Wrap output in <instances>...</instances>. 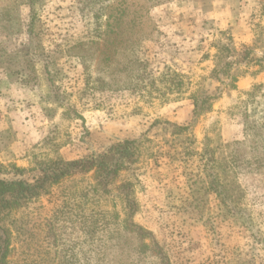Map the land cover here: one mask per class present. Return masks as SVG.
I'll return each instance as SVG.
<instances>
[{"label": "rangeland", "instance_id": "1", "mask_svg": "<svg viewBox=\"0 0 264 264\" xmlns=\"http://www.w3.org/2000/svg\"><path fill=\"white\" fill-rule=\"evenodd\" d=\"M201 2L217 0H0L1 178L140 141L119 176L135 215L117 185L62 181L0 213L7 264H264V0H227L225 28ZM227 45L229 74L212 77ZM171 71L188 79L165 97ZM197 91L220 98L182 130Z\"/></svg>", "mask_w": 264, "mask_h": 264}, {"label": "trees", "instance_id": "2", "mask_svg": "<svg viewBox=\"0 0 264 264\" xmlns=\"http://www.w3.org/2000/svg\"><path fill=\"white\" fill-rule=\"evenodd\" d=\"M107 27V34L104 39L105 41L103 42H105L104 46L106 48H108V46L110 48L112 44H115V41H113L112 38L111 41H108V39L117 34V28L110 24H108ZM109 33L114 34L110 36L108 35ZM77 44L85 45L83 42ZM230 44L234 46L233 40ZM230 48L231 46L227 45L223 46L222 49H219V52L226 51L227 54L225 52V56L221 54L217 57L216 61L220 62L221 66L214 71L212 77H217L219 73H224L225 75L229 74L233 64L228 60V57H230L234 50V48H231L232 50ZM110 53L111 52H109V54ZM245 54L247 58V56L251 55V52H245ZM105 58H108L109 60L113 59L111 54L110 56L107 55ZM257 58V61L259 62L264 60V57ZM168 70H170V68H168ZM170 73H173L171 78L165 79V77L162 76V82H165L167 85L162 90L164 92L162 94L163 96L174 91L179 92L181 87L185 84V81L187 82L188 79L185 76L179 75L177 72L171 71ZM140 79L141 75L136 76V80ZM111 80L113 81L112 83L120 81L119 78L116 77H112ZM98 81L103 89L109 91H121L131 88V86H117V84L107 85L104 84L101 79H98ZM167 81L171 83H168ZM151 83H155V81H152ZM151 87L157 90L155 85H151ZM218 98H220V96L217 92L214 94H210L207 91L195 92L191 98L194 102V109L190 125L183 127L182 130L189 129L201 116L207 114ZM77 118H80V116H77ZM139 142V140H128L111 146V148L104 154L92 155L81 160L66 162L62 158H58L56 161L53 160V162H46L44 166L43 163H41V166L38 167L40 174L38 177L34 178L33 182H29L23 178L3 179L0 176V213L5 210L19 208L20 202H26L47 195L51 188L60 184L62 181L83 180L86 177H91L94 184V191L108 192L109 187L117 185L116 188L121 192V201L124 205L125 211H127L130 216L135 215L138 211V201L136 199L134 185L131 181L122 179L119 176L122 172L130 171V165L137 163L134 152H136L139 147ZM2 168L3 167L0 166V174ZM16 171L19 173L25 172V170L19 169H16ZM139 229L141 230L142 228ZM10 245L9 233L0 225V264H7Z\"/></svg>", "mask_w": 264, "mask_h": 264}, {"label": "crops", "instance_id": "3", "mask_svg": "<svg viewBox=\"0 0 264 264\" xmlns=\"http://www.w3.org/2000/svg\"><path fill=\"white\" fill-rule=\"evenodd\" d=\"M196 1L197 0H192V3H195ZM202 4L204 5L205 3H202ZM190 9H193V8L192 7L189 8L188 11L191 13H194L193 10H190ZM207 9H210L211 12H209ZM202 11L205 13V15H207L208 13H212L213 15H216L217 20H216L215 24L219 25V27H221V28H225L226 27L225 25H228L231 22H235L236 17L238 15V13L240 12L239 7L230 5L227 2V0H217L215 5L213 6V8L209 5H207V6L204 5ZM229 28L231 29L233 27H229ZM194 29H195L194 26H192V24H191V30H194Z\"/></svg>", "mask_w": 264, "mask_h": 264}]
</instances>
